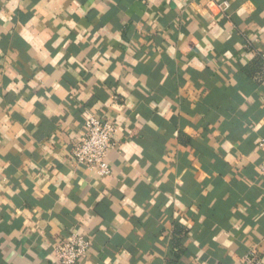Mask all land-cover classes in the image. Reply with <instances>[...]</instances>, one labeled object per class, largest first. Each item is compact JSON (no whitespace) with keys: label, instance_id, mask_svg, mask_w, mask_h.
<instances>
[{"label":"crops","instance_id":"1","mask_svg":"<svg viewBox=\"0 0 264 264\" xmlns=\"http://www.w3.org/2000/svg\"><path fill=\"white\" fill-rule=\"evenodd\" d=\"M263 136L264 0H0V264H264Z\"/></svg>","mask_w":264,"mask_h":264},{"label":"built area","instance_id":"2","mask_svg":"<svg viewBox=\"0 0 264 264\" xmlns=\"http://www.w3.org/2000/svg\"><path fill=\"white\" fill-rule=\"evenodd\" d=\"M223 10L230 7L229 2L220 4ZM118 128L113 120L90 114L84 122V135L75 141L71 154L79 164L97 170L102 175L111 174V165L107 161L109 151L116 146ZM258 148L264 153V136L258 141ZM264 169V167H263ZM91 241L79 232L72 231L54 247L57 264H93L85 263L90 252ZM238 264H263L257 250L252 249Z\"/></svg>","mask_w":264,"mask_h":264},{"label":"clouds","instance_id":"3","mask_svg":"<svg viewBox=\"0 0 264 264\" xmlns=\"http://www.w3.org/2000/svg\"><path fill=\"white\" fill-rule=\"evenodd\" d=\"M240 11H243V9H241Z\"/></svg>","mask_w":264,"mask_h":264}]
</instances>
